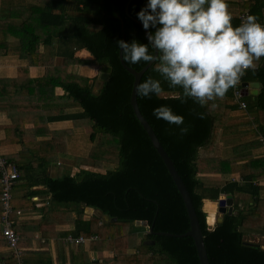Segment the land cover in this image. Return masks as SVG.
I'll use <instances>...</instances> for the list:
<instances>
[{"label":"trees","instance_id":"trees-1","mask_svg":"<svg viewBox=\"0 0 264 264\" xmlns=\"http://www.w3.org/2000/svg\"><path fill=\"white\" fill-rule=\"evenodd\" d=\"M37 1L40 4L28 0L19 5L20 10L24 11L23 21L20 25H8L19 30L13 32L20 36L21 45L18 48H0V57L3 54L18 55L32 63L33 55L37 53L41 55L39 45L42 43L49 48V54L55 55L58 49L63 50L69 61L112 67L109 78L101 80L102 85L97 87L89 82V78L80 75H70L69 79L63 78L62 75L50 74L41 78H30L28 67L31 64L20 67L16 78L0 79L1 84L7 82L13 93L22 94V98L26 99L13 102L18 106L31 99L27 92L34 97H36L34 93H37L39 96L35 99V104L42 105L48 101V89L54 96L55 87L61 86L66 94L65 101L68 103L59 105L58 110L53 112L54 114L51 112L46 121L71 119L74 120V128L70 132L67 129L54 131L49 128L43 132L54 136L52 143L56 137L61 136L70 137L71 144L78 134H82L87 143V150L83 152L85 157L81 158L77 170L71 169L73 172L65 170L55 175L48 172L47 166L52 164L58 153H67L68 150V154L71 153L70 144L67 146L63 143L62 149L60 150L59 146L56 150V156L39 160L42 170L34 176L36 184L44 185L47 193H50L52 203L64 206V212H68L69 215L73 210L76 211L75 228L70 233L86 237L98 235V239L90 241V244L93 249L100 252L99 258L87 261L84 246L79 245L77 252L75 254L73 252L74 264H201L193 237L157 233L165 231L183 234L190 229L191 224L184 200L173 177L130 103L134 76L122 65L119 58L120 48L115 43L116 40L122 39V20L126 40L131 41L135 38L145 43L147 40L142 26L126 14L125 5L128 0ZM240 3L241 9H247L264 23V0H247ZM3 4L4 1L1 0L0 21L6 19L1 15ZM145 4L146 0H131L130 14L137 18L136 13ZM19 7L12 1L9 10H17ZM232 23L237 25L238 20L232 18ZM12 25L14 27H11ZM1 35L5 34L0 32ZM73 40L75 45L72 43ZM55 42H59V45L56 46ZM73 46L75 50L87 48L94 59L91 62L74 59ZM126 63L140 70L148 62ZM154 68L155 62L146 70L141 82L149 76L159 78ZM25 74L27 80L23 79ZM248 79L260 81L261 90L255 98L254 105L264 111V67L246 69L239 80L242 82ZM161 83L162 91L159 96L145 98L138 95L139 108L155 130L187 186L204 234L210 263L264 264V247L255 242V239L249 240L251 231L264 233V200L260 197L262 186L253 184L254 179L261 175L250 173L244 176L247 181L244 184L232 182L222 188L217 186L209 188L213 192L211 194L213 200H217L220 193L236 191L249 193L254 198L248 210L236 205L232 213L223 214V219L216 222L212 228L208 223L210 216L208 217L204 209V199L208 198L206 192L208 185L199 178L202 170L211 165L209 160L199 156V150L204 147L212 149L214 137L218 132L211 111L221 106L220 109L227 108L223 111L222 117L225 122L228 111L237 104L235 100L237 85L231 86L221 97L224 99L223 103L209 101L205 106H201L191 98L181 102L177 99L182 95V90L178 86L169 87L163 80ZM1 102L0 110L5 106V103ZM160 105L170 106L174 112L182 115L184 117L182 126L187 127L188 131L181 133V126L157 119L153 115V109ZM65 108H74L76 111L65 113ZM45 110H48L47 107ZM198 113H204L203 118H200ZM19 126L17 123L16 131ZM31 130L39 131L38 128ZM18 136L24 137L22 133ZM27 146L29 145L23 144V147ZM52 146L55 150L56 144ZM4 157L15 162L12 157L6 155ZM252 162L262 165L264 159H249L248 164L244 165L245 168ZM16 164L19 168L16 182L18 184L28 175L32 164L22 162ZM105 164L110 166L108 170L105 173L99 172L97 167ZM226 164L229 165L230 160ZM14 200L15 196L12 195V205L15 209L13 219L17 217L18 210ZM87 207L99 213H93L86 218ZM51 208L54 210L53 206L49 209L52 210ZM105 215H109L110 219L105 220ZM114 217L116 220H112ZM137 221H147L151 226L147 239L144 238L145 227L138 225ZM68 233L69 231L64 232L66 235ZM152 241L154 243H151ZM105 250H112L114 254L108 256L104 253ZM49 264H53V261L50 260Z\"/></svg>","mask_w":264,"mask_h":264},{"label":"crops","instance_id":"crops-1","mask_svg":"<svg viewBox=\"0 0 264 264\" xmlns=\"http://www.w3.org/2000/svg\"><path fill=\"white\" fill-rule=\"evenodd\" d=\"M3 1L1 15L2 17L5 16L6 19L0 21V32L5 35L0 36V48H18L21 45L20 36L13 31L19 32V30L10 28L8 24H21L24 11L20 10L19 5L28 2V0ZM12 1L18 5L19 9L9 10ZM241 1L247 0H228V8L232 14V18L237 20L240 12L244 10L241 9ZM31 2L40 4L37 0H31ZM11 27H14V25ZM72 43L74 44V40ZM55 45L58 46L59 42H55ZM58 50V53L55 55L49 54V48L41 43L39 45L41 55L38 53L33 55L34 62L32 63L28 59L18 55L3 54L0 57V79L16 78L19 74V68L28 64H31L28 67L30 78H41L46 74H50L56 76L62 75L63 78L69 79L70 75H80L89 78V82L93 84L96 83L95 79H100V68L102 65L69 61V58L65 57L64 51ZM74 50L75 46L72 48L74 59L87 60L89 62L94 59L93 54L87 48ZM64 61L67 63H64ZM259 66L261 65L259 64ZM23 79L27 80V74H25ZM256 81L260 84L257 94L252 93L255 90L254 87H243L242 85L243 82L251 83ZM241 87V100L246 102V109L242 108L239 101L235 99L237 104L233 109L228 111L225 122L222 120V117L223 111L227 110V108L220 109L221 106L211 111L214 117V126L218 129V132L214 137L215 141H213L212 149L204 147L199 150V156L209 160V163H211L207 169L202 170L199 178L203 183L208 185L206 189L208 198L204 199V209L208 217L211 213L214 214L215 223L210 224L208 222L213 227L216 222L223 219V214L219 212L218 201L220 198L231 194L234 200L233 211L236 205L248 210L250 205L253 204L254 198L245 192H224L220 193L218 199L213 202L211 198L213 192L209 189L211 186L222 188L227 183L232 182L240 185L247 182L244 177L245 175L250 173L260 174V177L256 180L254 179L253 184L262 186L260 197L264 200V164L259 165L252 162L248 168L244 166L248 164L249 159H264V142L261 139V137H264V111L257 109L254 105L255 98L261 90V83L256 79H248L241 82ZM34 94L36 97L27 92V95L31 99L22 102L19 106L15 105L13 102L26 99L22 98V94L17 95L13 93L11 88H8L7 82L2 84L0 82V101H2L1 103H5L4 108L0 110V152L8 157H12L16 163L32 164L28 175L22 178V182L16 183L12 193L15 196L14 204L18 206V210L22 211L21 214H17L15 219L12 218L13 227L20 235V246L24 249L27 264H49L50 260L53 261V264H74V254L77 252L79 245L70 244L66 241V238L72 234L70 232L75 228L74 220L77 217V213L75 210L70 215L68 212H64V206L51 202V195L49 192L47 193L45 186L36 184L34 181L35 174L40 173L42 170L39 162L45 157L52 158V156H56V150L63 143L67 146L70 144V137L63 138L61 136L54 139L56 143H52L51 141H53L54 136L43 131L49 128V130L54 131L67 129L70 132L74 128V120L46 121L47 117L51 116V112L54 114L58 110L59 105L62 106L63 103H68V101H65L64 97L66 94L61 86L55 87L54 96L50 89H48V101L42 105L35 104V99L39 95L37 93ZM25 95L26 92L24 91ZM28 101L32 102L28 103ZM213 101L223 103L224 99L216 98ZM46 107L48 110H45ZM64 110L65 113L76 111L74 108H65ZM16 122L20 124L17 129L18 131L20 128L18 132L16 131ZM37 128L38 132L31 130H36ZM19 133H22L24 137H19ZM7 138H10V140ZM23 144L29 146L23 147ZM54 144H56L55 150L54 146H52ZM68 152L59 154L67 155ZM232 159H236V161ZM229 160L230 164L228 165L226 162ZM60 164L57 162L56 165L51 164L47 166L48 172L54 175L61 172V166H58ZM241 167L245 170H242ZM1 192L2 186L0 182V198ZM51 206L54 207V210L52 208V210L49 209ZM1 211L2 204L0 201V264H16L12 250L3 235ZM93 213L98 214L99 211L89 207L85 209L86 218ZM137 224L140 225L139 223ZM66 231H69L67 235L64 234ZM145 233H147L146 228ZM249 235V240L251 241L255 238L258 240L264 239V233H253L251 231ZM81 245L84 246V254L87 261L90 262L99 258L100 252L91 247L90 241ZM104 253L108 256L114 254L112 250H105Z\"/></svg>","mask_w":264,"mask_h":264},{"label":"clouds","instance_id":"clouds-1","mask_svg":"<svg viewBox=\"0 0 264 264\" xmlns=\"http://www.w3.org/2000/svg\"><path fill=\"white\" fill-rule=\"evenodd\" d=\"M147 42L133 38L115 41L122 58L131 64L155 62L159 78L149 76L136 86L138 95L159 96L162 80L179 87L183 102L201 106L221 98L235 85L255 58L264 56V23L249 14L233 25L228 0H146L136 13ZM154 29V30H150ZM153 115L180 127L184 117L160 105ZM203 118L204 113H198Z\"/></svg>","mask_w":264,"mask_h":264},{"label":"water","instance_id":"water-1","mask_svg":"<svg viewBox=\"0 0 264 264\" xmlns=\"http://www.w3.org/2000/svg\"><path fill=\"white\" fill-rule=\"evenodd\" d=\"M130 2H131V0H128L126 5H125L126 14L129 17H131L134 21H136L139 25L142 26L141 21L130 14V12H129ZM143 30H144V34H145V29H143ZM121 34H122V39L126 40V32H125L123 20H122V32H121ZM119 58H120L122 65L124 66V68L127 69L134 76V82H133V87H132V91H131L130 103L133 107L135 115L137 116V118L139 119L141 124L143 125V127L146 130V132L148 133L154 147L156 148V150L160 154L161 158L165 162V165L167 166L171 176L174 179V182L177 185L178 190L180 191V193L182 195V198L184 200V203H185V206H186L189 218H190L191 227L187 232H185L183 234H174V233L165 232V231H160L157 233L162 234V235H168V236H191V237H193L195 245H196V249L198 252V256L200 259V263L201 264H211L209 261L207 249L205 246L204 234H203V231L201 228V224H200L195 206L193 204L191 195L187 189V186L185 185L183 179L181 178L179 172L177 171L172 158L170 157V155L168 154V152L166 151V149L162 145L161 141L159 140L155 130L153 129V127L151 126L149 121L144 117V115L142 114V112L139 108L138 98H137L138 93L136 91V86L138 83L141 82L142 76L144 75L146 70L154 62H148L143 68L138 70V69H135V68L129 66L125 62V60L122 58L121 49L119 51ZM259 64L262 67H264V56H260V57L255 58L253 61L252 67H254V68L258 67ZM100 71H101L100 79L105 81L109 78L110 73L112 71V67L110 65H102L100 68ZM242 85H243V87H247V86L254 87L255 90L252 93L257 94L260 84H259V82L256 81V82H251V83L243 82ZM233 201H234L233 196L231 194H227V195H225L224 198H220L218 201L219 212L222 214L232 213L233 212ZM104 217L106 220L110 219L109 215H105ZM112 220H116V218L114 217V218H112ZM137 223L141 224L142 226H144L146 228L147 233L144 234V238L147 239L148 232L151 231V226L149 225V223L147 221H137ZM209 227L212 228L213 226L209 224ZM151 243H154V241H152Z\"/></svg>","mask_w":264,"mask_h":264},{"label":"built area","instance_id":"built-area-1","mask_svg":"<svg viewBox=\"0 0 264 264\" xmlns=\"http://www.w3.org/2000/svg\"><path fill=\"white\" fill-rule=\"evenodd\" d=\"M250 12L246 9L240 12L238 15V24L249 15ZM237 24V25H238ZM237 87L235 88V99L239 101L242 108L246 109L247 104L241 100V81L238 80ZM264 142V137H261ZM0 172H1V203H2V223H3V235L5 236L9 247L12 250V254L16 259V264H27L25 261L24 249L20 246V235L15 231L13 227L12 215L15 213V209L12 205V193L15 188L17 179L19 177V168L15 162L9 161L0 152ZM17 214H21V210L16 211ZM98 239L97 235H91L86 237L84 235L74 236L68 235L66 241L73 245H81L92 240Z\"/></svg>","mask_w":264,"mask_h":264},{"label":"rangeland","instance_id":"rangeland-1","mask_svg":"<svg viewBox=\"0 0 264 264\" xmlns=\"http://www.w3.org/2000/svg\"><path fill=\"white\" fill-rule=\"evenodd\" d=\"M96 83H94L95 87L97 86H101L102 85V81L101 79L97 78L95 79ZM88 136V134H87ZM62 149V145L60 147V150ZM70 155H62V154H57V156L54 158V161L52 162V164L56 165L57 162L61 163L60 165H58L61 169V172L63 170H66L68 172H73L71 169H76L80 167V161L81 158L85 157L84 156V151L87 150V143L84 141L82 134H78L77 137H75V139H73V142L70 144ZM110 166H107V164L103 165V166H98L97 170L99 172H103L105 173L108 168ZM209 222H211L210 217H209ZM215 220H213L211 223H214ZM255 242H258L260 244L263 245L264 247V239L258 240L255 238L254 240Z\"/></svg>","mask_w":264,"mask_h":264},{"label":"bare ground","instance_id":"bare-ground-1","mask_svg":"<svg viewBox=\"0 0 264 264\" xmlns=\"http://www.w3.org/2000/svg\"><path fill=\"white\" fill-rule=\"evenodd\" d=\"M213 202H214V200H213ZM210 220H211V222L213 221V220H215V218H214V214H210ZM211 222H209L210 224H214V223H211Z\"/></svg>","mask_w":264,"mask_h":264}]
</instances>
